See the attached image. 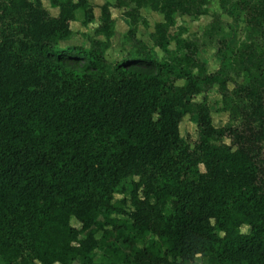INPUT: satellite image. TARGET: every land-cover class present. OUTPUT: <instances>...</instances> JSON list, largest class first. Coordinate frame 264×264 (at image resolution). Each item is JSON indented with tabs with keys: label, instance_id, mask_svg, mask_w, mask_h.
Returning a JSON list of instances; mask_svg holds the SVG:
<instances>
[{
	"label": "trees",
	"instance_id": "trees-1",
	"mask_svg": "<svg viewBox=\"0 0 264 264\" xmlns=\"http://www.w3.org/2000/svg\"><path fill=\"white\" fill-rule=\"evenodd\" d=\"M42 1L0 0V264H264V0H215L243 38L212 17L214 72L170 34L212 0L106 2L88 48L60 45L88 1L46 0L56 17ZM112 8L129 24L116 64ZM213 89L237 125L213 126Z\"/></svg>",
	"mask_w": 264,
	"mask_h": 264
},
{
	"label": "rangeland",
	"instance_id": "rangeland-1",
	"mask_svg": "<svg viewBox=\"0 0 264 264\" xmlns=\"http://www.w3.org/2000/svg\"><path fill=\"white\" fill-rule=\"evenodd\" d=\"M88 9L87 11L80 12L76 15L77 21L72 23V30L75 32V35L70 41L63 42L60 45L62 47L66 46H82L84 48L89 47V41L91 39L104 41L102 37L94 36L93 32L99 25L100 19V9L102 5L106 2L114 3L115 0H87ZM43 6L48 11V13L54 17L57 16V10L50 7L48 1L43 0ZM209 14L207 16L201 17L198 20H194L187 16H176V25L170 30L172 36H178L180 38H186L198 43V59L206 65L209 72H214L218 69L220 65V60L217 56L216 47L207 41L205 36L206 28L211 22L212 17L217 15L223 22L227 23L231 27H224V31L230 35V44L233 46L237 42L241 41L243 38V21L240 20L237 24H232V21L229 17L224 15L219 9L218 3L215 0L210 1L208 5ZM79 12V11H78ZM112 18L114 19V31L110 38L108 48L105 50V58L111 64H116L121 62L128 53L130 52L129 46H124L123 36L129 29V24L127 20L123 17V10L111 9ZM142 17L147 22V27L142 25L138 26L137 35L145 45L152 51L157 59L163 57L162 52L155 48L149 38L150 32L153 30L155 23L161 20V16L157 13H154L150 10H143L141 13ZM83 22H86L85 25H82ZM173 46L170 47V52H173ZM231 87V86H230ZM201 100V98H197ZM208 102L209 108L211 110L212 124L215 128L221 127H232L237 125V122L234 123L229 119V112L224 110L222 104H220V96L216 89L211 90L208 93ZM180 134L184 138H189L190 142H194L197 138L195 121L186 116L181 125H180ZM126 192L125 196L128 197L130 191L129 182L126 183ZM116 198H120V195H116ZM119 221L124 223L126 219L123 217H118ZM75 227H78L74 222L72 223ZM245 227L242 228V233H247ZM96 237H101V232L96 233ZM96 261H101L100 253L96 255Z\"/></svg>",
	"mask_w": 264,
	"mask_h": 264
},
{
	"label": "crops",
	"instance_id": "crops-1",
	"mask_svg": "<svg viewBox=\"0 0 264 264\" xmlns=\"http://www.w3.org/2000/svg\"><path fill=\"white\" fill-rule=\"evenodd\" d=\"M42 2H43V1H42ZM56 10H57V9H56ZM57 11H58V10H57ZM80 12H81V11H79V12L77 11V12H76V15H78ZM57 14H58V12H57ZM54 17H56V16H54Z\"/></svg>",
	"mask_w": 264,
	"mask_h": 264
}]
</instances>
